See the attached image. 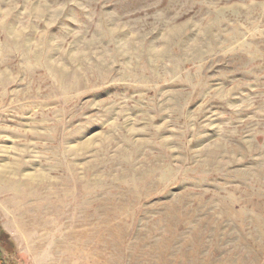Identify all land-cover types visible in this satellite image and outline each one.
Listing matches in <instances>:
<instances>
[{"label":"rangeland","instance_id":"obj_1","mask_svg":"<svg viewBox=\"0 0 264 264\" xmlns=\"http://www.w3.org/2000/svg\"><path fill=\"white\" fill-rule=\"evenodd\" d=\"M0 264H264V0H0Z\"/></svg>","mask_w":264,"mask_h":264}]
</instances>
